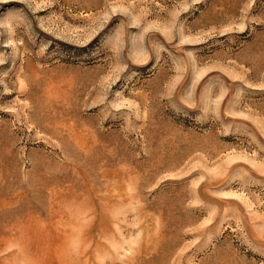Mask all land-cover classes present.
<instances>
[{
	"label": "rangeland",
	"instance_id": "374dc122",
	"mask_svg": "<svg viewBox=\"0 0 264 264\" xmlns=\"http://www.w3.org/2000/svg\"><path fill=\"white\" fill-rule=\"evenodd\" d=\"M0 264H264V0H0Z\"/></svg>",
	"mask_w": 264,
	"mask_h": 264
}]
</instances>
